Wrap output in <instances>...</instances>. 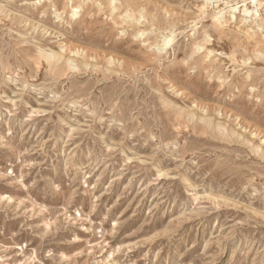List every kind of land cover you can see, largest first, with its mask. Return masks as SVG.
Masks as SVG:
<instances>
[{"label":"rangeland","instance_id":"1","mask_svg":"<svg viewBox=\"0 0 264 264\" xmlns=\"http://www.w3.org/2000/svg\"><path fill=\"white\" fill-rule=\"evenodd\" d=\"M243 1L0 0V264H264Z\"/></svg>","mask_w":264,"mask_h":264},{"label":"bare ground","instance_id":"2","mask_svg":"<svg viewBox=\"0 0 264 264\" xmlns=\"http://www.w3.org/2000/svg\"><path fill=\"white\" fill-rule=\"evenodd\" d=\"M232 1V0H231ZM243 1V0H242ZM208 2H210V0H205V4L206 5H203L202 7H201V10L202 11H204L206 8H207V6H208ZM240 2V1H239ZM257 2V1H256ZM224 3V2H223ZM233 3V2H232ZM226 4H228V3H226ZM228 6V5H227ZM228 7H230L231 8V10L230 11H232L233 13H235V11H237L238 9H239V11H241L242 13H244V16L246 17V15L245 14H247V13H249V8H248V2H247V0H244L241 4L240 3H238V2H236V3H234V4H231V5H229ZM225 8V7H224ZM79 9V7H74L73 8V12H74V14H76L77 13V10ZM254 9V8H253ZM238 12V11H237ZM236 12V13H237ZM221 10H219L218 9V11H216L215 12V9H214V12H212L211 13V16H212V19L214 20V21H219L220 20V16H221ZM241 13V14H242ZM248 16V15H247ZM250 16V15H249ZM222 20V19H221ZM163 38V37H162ZM164 44L167 46L169 43H170V41H171V38H170V36H165L164 37ZM260 51H261V53H263L264 54V47H262L261 49H260ZM244 66V65H243Z\"/></svg>","mask_w":264,"mask_h":264}]
</instances>
